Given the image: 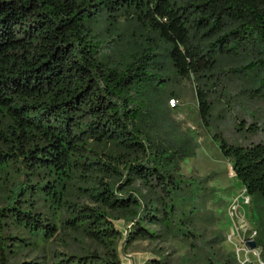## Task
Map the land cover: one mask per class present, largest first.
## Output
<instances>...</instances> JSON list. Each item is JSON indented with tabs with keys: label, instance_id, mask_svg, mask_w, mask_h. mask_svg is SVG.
I'll list each match as a JSON object with an SVG mask.
<instances>
[{
	"label": "trees",
	"instance_id": "16d2710c",
	"mask_svg": "<svg viewBox=\"0 0 264 264\" xmlns=\"http://www.w3.org/2000/svg\"><path fill=\"white\" fill-rule=\"evenodd\" d=\"M121 19L137 28L128 47ZM232 60L229 73L259 77L248 92L264 104V0H0V264H121L118 219L124 245L154 238L149 223L203 243L200 182L178 173L194 150L161 135L160 103L194 76L209 128L214 72ZM210 136L252 198L264 257V142ZM63 234L104 252L10 260ZM207 264H233L231 253Z\"/></svg>",
	"mask_w": 264,
	"mask_h": 264
},
{
	"label": "rangeland",
	"instance_id": "374dc122",
	"mask_svg": "<svg viewBox=\"0 0 264 264\" xmlns=\"http://www.w3.org/2000/svg\"><path fill=\"white\" fill-rule=\"evenodd\" d=\"M137 28L128 21L120 20L115 33L124 38L127 46L132 41ZM111 33V34H115ZM240 60H232L216 69V84L210 87L211 111L210 127L206 128L199 116L195 87L198 80L191 75L190 79L179 80L170 95V88L162 95L160 117L165 125L160 129L161 135L175 145L185 143L194 155L184 158L179 163V174L184 179L200 182V188L194 193L200 207L193 227L202 236L203 243L188 242L168 235L157 223L147 226L156 232L152 239H136L123 244L127 225L122 219L114 220L115 227L121 235L116 241V250L121 264H207L210 255L222 259L230 254L231 245L226 243L225 234L229 229L231 218L228 208L233 198L242 192L243 186L236 179L231 165L223 157L216 143L211 138L215 130L231 143L248 144L264 142V104L250 96V89L260 85L259 77L252 71L243 75L228 72ZM220 71V72H218ZM264 72L261 74L263 75ZM263 90L264 87H261ZM251 123L257 126L247 129ZM238 127V130H237ZM145 192L144 190H142ZM5 203V193L0 192V205ZM264 205V203H263ZM252 198L244 209L251 217ZM48 242L37 241V245L27 242L13 248L10 260L13 262L45 261L48 251L52 254H83L96 249H104L88 239L63 234Z\"/></svg>",
	"mask_w": 264,
	"mask_h": 264
},
{
	"label": "built area",
	"instance_id": "2783aa9c",
	"mask_svg": "<svg viewBox=\"0 0 264 264\" xmlns=\"http://www.w3.org/2000/svg\"><path fill=\"white\" fill-rule=\"evenodd\" d=\"M249 197L243 188L228 208L231 223L225 234V241L231 245L233 264H264L262 249L257 242L258 230L244 209ZM249 241H256V246L250 247Z\"/></svg>",
	"mask_w": 264,
	"mask_h": 264
},
{
	"label": "water",
	"instance_id": "95a60500",
	"mask_svg": "<svg viewBox=\"0 0 264 264\" xmlns=\"http://www.w3.org/2000/svg\"><path fill=\"white\" fill-rule=\"evenodd\" d=\"M248 244L250 247H255L257 243L256 241H249Z\"/></svg>",
	"mask_w": 264,
	"mask_h": 264
}]
</instances>
